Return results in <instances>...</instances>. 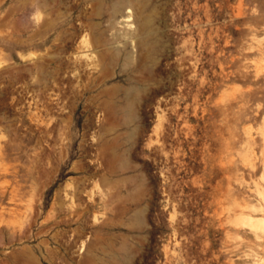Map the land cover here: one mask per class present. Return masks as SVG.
Segmentation results:
<instances>
[{
    "label": "rangeland",
    "instance_id": "obj_1",
    "mask_svg": "<svg viewBox=\"0 0 264 264\" xmlns=\"http://www.w3.org/2000/svg\"><path fill=\"white\" fill-rule=\"evenodd\" d=\"M0 0V264H264V0Z\"/></svg>",
    "mask_w": 264,
    "mask_h": 264
},
{
    "label": "bare ground",
    "instance_id": "obj_2",
    "mask_svg": "<svg viewBox=\"0 0 264 264\" xmlns=\"http://www.w3.org/2000/svg\"><path fill=\"white\" fill-rule=\"evenodd\" d=\"M122 4H123V1H122V0L119 1V2L117 3V5L115 6V10H118V9L121 7Z\"/></svg>",
    "mask_w": 264,
    "mask_h": 264
}]
</instances>
